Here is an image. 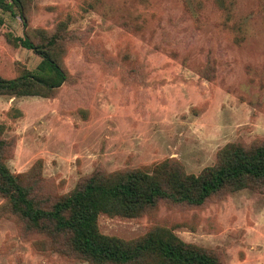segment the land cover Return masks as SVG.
<instances>
[{"label":"rangeland","instance_id":"374dc122","mask_svg":"<svg viewBox=\"0 0 264 264\" xmlns=\"http://www.w3.org/2000/svg\"><path fill=\"white\" fill-rule=\"evenodd\" d=\"M19 15L0 8L1 77L42 61L8 41ZM29 17L31 31L64 23L78 34L64 59L70 78L55 97L0 96L3 136L13 144L7 165L25 173L41 160L40 197L65 194L97 169L167 158L198 175L227 143L264 142V0H32ZM98 222L126 239L170 227L226 264H264V190ZM36 238L0 218V264H90L36 248Z\"/></svg>","mask_w":264,"mask_h":264},{"label":"trees","instance_id":"16d2710c","mask_svg":"<svg viewBox=\"0 0 264 264\" xmlns=\"http://www.w3.org/2000/svg\"><path fill=\"white\" fill-rule=\"evenodd\" d=\"M31 2L0 0L3 11L20 12L21 27L7 33L8 41L42 57L33 70L24 68L11 78L0 76V96L55 97L70 78L64 59L78 34L64 23L29 30ZM4 23L0 16V29ZM4 130L0 123V218L15 219L26 233L37 236L36 248L90 264H226L217 251L185 241L170 227L156 225L141 236L126 239L103 233L99 216L137 217L163 202L199 207L224 192L264 190V142H230L220 149L217 163L198 175L186 172L171 158L147 167L97 169L71 191L48 200L37 193L41 160L25 173H15L7 165L13 144L3 136Z\"/></svg>","mask_w":264,"mask_h":264}]
</instances>
